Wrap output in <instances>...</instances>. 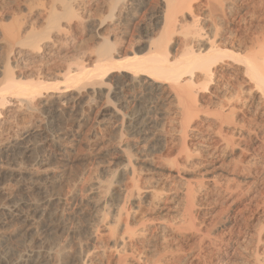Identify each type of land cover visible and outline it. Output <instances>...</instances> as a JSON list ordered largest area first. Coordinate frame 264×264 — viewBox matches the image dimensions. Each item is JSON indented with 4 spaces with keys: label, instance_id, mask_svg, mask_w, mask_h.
Wrapping results in <instances>:
<instances>
[{
    "label": "rangeland",
    "instance_id": "1",
    "mask_svg": "<svg viewBox=\"0 0 264 264\" xmlns=\"http://www.w3.org/2000/svg\"><path fill=\"white\" fill-rule=\"evenodd\" d=\"M27 1L30 0H0V22L4 24L6 33L7 29L11 30L17 24V20H23L26 17ZM35 1L38 4L36 8L41 7L44 3V5L51 4V0ZM108 1L110 0H86V3L80 4V13L85 12L84 15H91L88 18L85 17L84 20L87 21L81 25L82 27H77L76 21H73V30L68 38L70 40L66 41L69 43L64 44V48L66 47L64 55L71 51L72 47L74 48L72 53L80 52L81 55L94 53L95 55L96 48L101 42L97 35L106 32L107 25L99 29L98 24L108 15ZM207 5L206 0H196L193 3L191 14L192 16L196 15L200 21L208 25L210 23L208 19L210 7ZM163 6V0H135L133 3V13L135 14L133 15L131 12L128 19L130 24L121 25L119 31L122 32L118 31V33H126L127 40H130L132 36L142 39L139 47H144V40L157 38L160 34L163 26ZM246 9L251 13L257 8L246 7ZM249 13L245 14L248 31L241 30L240 36L232 33V30L237 26V22L233 18L235 15H239V12L236 14L228 12L227 15L231 18L227 16L228 19L219 20L222 24L220 30V36H223L222 40L225 41L228 48L233 49L236 53L244 54L249 52L250 47L256 48V44L254 45L256 37L254 36L258 34V28L264 30V10L260 9L254 12L255 15H249ZM102 16L103 18H101ZM187 19H190V16ZM94 21L96 23H93ZM106 22H110L109 18H106ZM33 24L36 30L45 27V22L37 15L33 19ZM2 30L0 28V82L3 80L2 72L6 66L5 63H7L5 57L7 49ZM256 30L257 32H255ZM115 36L113 34L111 38L114 39ZM181 39V37H173L170 43L172 53L177 54L181 51ZM73 55L68 53L63 56V60L55 59L54 66L51 68H67L69 64L73 63L71 61H74L72 60ZM20 59L19 64L13 63L16 65L14 69L16 75L22 73L23 76L19 78L23 80L35 78L39 72V63L31 55H23ZM47 68L44 71L50 75V70H54V68L49 69L48 72ZM219 71L220 74L218 73L212 81L214 84L206 83L204 87L199 86V88L198 85L203 82L200 80L197 87L195 86L194 91L197 94L195 101L200 114L196 113L197 116L195 114L193 122L191 121L189 124L188 137L186 138L188 150L183 148L178 105L166 99L167 94L163 95L164 99L157 107H153L154 110L149 109L148 116H142L147 120L146 127L149 131L148 136H142V141L145 142L142 143L144 148L138 154L149 162L142 166L146 170L138 173L137 178L144 203L126 197L125 204L130 214L134 211V214L132 213L134 217L131 214L129 219L131 224L138 230L146 229L147 239L144 241L142 238L141 240L144 247L137 246L138 249L140 246L142 248L143 254H140L142 259L139 258L140 255L137 256L141 261L136 258V262L134 259L126 264H146V262L154 264L155 259L159 257L163 258L160 263L156 262L157 264H215L217 259L225 255L219 254L211 245L207 244L208 237L202 235L206 234L216 222L223 203L227 200L233 201V198L238 195L237 192L231 194L232 192L227 191L225 193L226 186L234 185L235 177L237 179L246 177L245 183H241L244 186L248 181L258 178L259 181L261 180L260 187L264 190V97L260 95L254 83L247 77L242 64L225 58L220 64ZM142 79L141 83H144L145 86L152 82L146 77ZM208 84L209 86H207ZM124 94H113L112 103L106 102L102 98L90 110L84 111L85 119H81L80 112L82 108H85L88 97L85 93L78 95L77 91H72L67 97L72 101L73 97H77L74 99L77 100V106L74 108L69 106L70 104L64 106L54 98L49 101L48 105L39 108L37 112L32 113L25 106L17 112L15 122L18 127L20 125V128H25L27 137L25 135V137H21L19 141L23 146L17 147L15 154L5 155L0 160V256H9L11 259L13 257L12 260L20 259V261L26 258L23 259L26 261L36 259V256L43 254V264H57V261L58 264H61L59 260L55 262L54 251L62 245L67 252L70 251L69 256L72 253L71 258L67 257V264H78L74 258H77L82 252L83 256L89 253L88 260L91 262L88 261V264L89 262L90 264H106L108 260L109 264L110 261L112 264L116 263L118 252L115 251L119 249H114L116 247L112 245L111 235L107 234L104 227L100 225V221L103 219H100L95 211L92 213L94 204H90L89 210H85L84 213H79L80 210H77L76 206V211L73 209L64 210L65 218L58 224L49 218V206H46L51 196L54 198L71 192L72 188L76 186L79 196L86 202L89 201V198L94 196L93 191L97 187V182L106 185L110 179L114 178L115 172L125 165L126 156L118 147V130L121 120L120 116L114 113V108L120 109V112L129 110L125 102L128 100ZM222 110L225 112L223 113L225 115L223 122L226 123L221 126ZM226 114H228V118L230 117L229 120H225ZM142 138L133 137L126 140L134 143L141 141ZM33 147H37V149H32ZM187 152L192 154L189 160L186 158ZM40 158L45 159L44 165L49 168L51 173L53 172L58 180L63 179L56 187L52 186L53 174L40 173L33 176L34 171L41 163ZM175 161H178L180 165L177 164V166L178 162L175 163ZM233 169L235 172L238 171L235 173ZM115 179L120 181L122 186L131 187V174H118ZM187 182H191L195 190V212L198 216L196 223L199 225L197 226L199 232L198 229L196 231V229L185 228L186 224L183 223L184 189ZM221 190L223 191L221 192ZM104 195V193L101 194V198H105ZM154 195L160 198L159 202L150 206L145 200ZM106 198L110 208H112L111 206L114 208L119 202L117 198L115 199L109 194L106 195ZM223 200L225 201L223 202ZM54 206H52L53 211L56 210V205ZM260 214L257 215L254 224L261 222ZM110 218L109 214L107 220ZM122 218L125 221L126 214ZM181 222L182 228L189 230L185 231L180 228ZM152 223L155 225L153 226ZM168 223H172V227ZM158 224L159 226L165 225L167 228L160 229ZM155 226L158 228L155 229ZM189 226L191 227V225ZM176 227L181 230H177ZM200 237L205 238V242H202ZM177 248L182 249L178 252L179 257L169 259L171 249L178 251ZM89 250H92L91 254ZM163 251L168 253L162 254ZM197 252L204 253L205 257H197ZM138 254L136 253V255ZM71 259L74 261L72 262ZM145 260L147 261L145 262Z\"/></svg>",
    "mask_w": 264,
    "mask_h": 264
},
{
    "label": "bare ground",
    "instance_id": "2",
    "mask_svg": "<svg viewBox=\"0 0 264 264\" xmlns=\"http://www.w3.org/2000/svg\"><path fill=\"white\" fill-rule=\"evenodd\" d=\"M134 1L135 0H110L108 1L109 3L106 2L108 3V15L100 20L98 24L99 29L104 28V26L107 25L105 29L106 32H97V36L100 37L101 42L96 48L95 55L93 52V54L83 55H81L80 52L72 53V49H74L72 47L71 51H68L65 55L68 53L70 55L74 54V58H72L74 61L70 60L73 63H68L69 65L67 68L65 67V69H55V67H53L54 70H50V75L45 73V69L48 67L47 72L49 69H53L51 66H54L53 63H55V59L61 58L63 60V56H65L63 52L66 48H64V46L69 43H66V41L70 40L68 38L73 30V21H76L77 27L85 24L87 21L84 20L87 16L84 15L85 12L81 14V11L79 10L81 9L80 4L86 3V0H80V3L79 0H51L50 5H44V3L38 8H36L38 5L36 4V1L30 0L27 1L26 5V17L23 18V20H17V24H13L14 27L11 30L7 29V33L5 32L4 24L0 22V28L3 29L2 32L4 31L5 37L3 38L7 49V53H5L7 56L4 55L7 63H5L6 66L2 72L3 80L0 82V160L5 155L10 156L11 154H15L17 147L23 146L22 142L20 144L19 140L25 135V128H20V125L19 127L17 126L15 117L17 112L24 106L27 107L26 109L29 108L31 112L34 113L39 111V108H42V106L48 105L51 99L56 98L62 105L67 106L70 104L69 106L74 108L77 106V100H74L77 99V97H73V101L71 99L69 100L67 97L72 91H77L78 95L85 93L88 97L85 103V108H82V111L80 112L81 119H83L84 111L86 109L90 110L93 105L97 104L102 98H104L106 102L112 103L113 94L125 93L124 95L127 97L128 101L125 102L127 103L126 107L129 109L128 111L120 112V109L114 108V113L116 115L118 114L121 120V125L118 130V147L126 156L125 165L117 171L115 170L114 178L112 177L113 179H110L106 185L97 182V187H95V191H93L94 196L90 197L89 201L87 200L86 202V200L79 196V191L76 189V186L72 188L71 192L54 198L51 196L50 199H48V205L46 206H49V218L58 224L63 222L65 218L64 210H75L78 208L77 210H80L79 213H84L85 210L90 207V204H94L92 213L95 211V214L98 215L100 219H103L100 221V225L104 227L107 234L109 233L111 235V240H113L112 245L116 248L112 247L115 250L119 249L115 251L118 252V255L116 254L117 261L115 264H126L134 259L136 262V258H138L137 256L143 254L141 246V249H138L137 246H143V244H141L142 238L144 241L147 239L145 234L146 229H142L141 231L135 226L133 227V224H131L132 222L129 219L134 211L130 214L129 209L125 204L126 197L143 202L140 195L141 187H139V180L137 178L138 173L140 174V172L146 170L144 167L142 168V166L149 164V162L145 157H141L138 154H140L144 148L142 143L145 142L142 141V136H148L149 131L146 127L148 124L147 120L142 118V116H148L149 109L154 110L155 108L153 107H157L160 102L163 101V95L167 94L166 99H169L178 105L177 107L181 116L183 148L188 150L189 146L187 145L186 138L188 137L187 133L189 130L188 128L190 127L189 124L191 121L193 122L196 113L200 114L195 101V96L197 95L194 91V89H196L195 86L197 87L200 80H203L204 82L200 84L204 85L201 86L199 84L198 87H204L206 83L211 84L215 76H217L218 73L220 74L219 67L225 58L227 60L231 59L233 62L235 60L238 64H242L245 74L248 75L247 77H249L254 83V86L259 90L260 95L264 97L263 28L260 30L258 28L259 32H257V30L255 31L258 33L254 36L256 37V43H254V45L256 44V48L250 47L251 51L248 49L249 52L241 54L228 48L225 41L222 40L221 37L223 36H220L222 24L219 22V20L227 18L228 12H235V14L236 12H239L240 14L237 16L235 15L233 18V20L237 22V26L232 30V33L239 35L241 30H247L245 16L247 15L246 13H249V10L246 11V7L264 10V0H206L208 4L207 6L210 7L208 15L210 23L208 25L200 21L196 15L192 16L191 14L193 3L196 0H163V26L160 34L157 38L144 40V47H139L142 39H137L138 37L133 38L132 36V39L130 38V40H127L125 38L126 33H118L121 25L126 24L127 26V23H129L128 19L130 13H133ZM256 10L249 13V15H255L254 12L258 11ZM134 14L135 13H133V15ZM36 15L45 22V27L41 30H36L34 28L33 19ZM90 15L91 14H89V16ZM89 16H87V18ZM103 16L101 18H103ZM188 16H190V19H187ZM106 18H109V23L106 22ZM228 18L231 17L228 16ZM93 23L96 22L94 21ZM113 34L114 36L117 34L114 39L111 38ZM174 36L182 38V41H180L182 49H180L181 51L179 53L177 52V54L172 53L170 50V43ZM23 55H31L35 58L36 62L39 63V72L37 71L38 74L37 76L35 75V78L23 80L22 78H19L23 76L22 73L17 76L14 72L16 65L13 63L19 64V59L22 58ZM58 64L61 66L60 63ZM143 77L150 79L152 82L145 86L144 83H141ZM209 84L207 86H209ZM223 113L225 112L223 111L221 116L219 114L220 119L222 120L221 126L223 123H226L223 122L225 117ZM226 116L227 118L225 120H229L230 117L228 118V114H226ZM133 137L142 139L141 141H136L134 143L126 140ZM32 149L36 150L37 147H33ZM191 156L192 154L190 153L186 154L187 160L191 159ZM40 161L41 165L39 164V167L34 171L35 174L33 173V176H37L40 173L53 174V172L51 173L49 168L44 165L45 159L40 158ZM176 162L178 161H175V163ZM177 164L180 165L179 162L176 163V165ZM238 168L240 169V167ZM233 171L235 172V169H233ZM118 174H131V187L122 186L121 182L115 179ZM52 178H54L52 179L53 181L51 180L53 187H56L58 183L63 180L62 178L61 180H58L55 175ZM235 178L233 179L235 182L234 185L232 184L233 186H229L228 184L225 193L227 191L230 193L232 192L231 194L237 192V197L233 198V201L223 200L225 203L221 206V211L216 218V222L213 224L212 228L208 229V232L206 231V234L201 235L206 238L208 237L207 244L211 245L214 250L219 254L225 255L217 259L215 264H264V190L260 187L261 180L259 181L258 178H254L252 181H246L247 183L244 186L241 185V183L246 180V177L242 179ZM223 190H221V192ZM184 191L185 202L183 209L184 220L182 219L183 223L184 225L186 224L185 228H189L190 230L196 229V231L198 229L199 232V228H197L199 225L196 223L198 216L197 212H195L196 201L193 184L187 182ZM103 193L105 194V198H101V194ZM108 194L115 199L117 198L119 201L114 208L113 206H111L112 208L108 207V199L106 198V195ZM158 199L160 198L157 195H154L150 197V199H146L145 202L151 206V204L155 205V202H159ZM54 205H56L55 211L52 210V206ZM30 208L32 209L34 207ZM109 214L111 218L107 220ZM125 214L127 219L124 221L122 217ZM259 214L262 216V220L260 223L257 222L254 224V221ZM151 222L153 221L151 220ZM159 224L158 227H160V229L167 228V226L163 224V226H159ZM171 224L170 226L172 227ZM188 224L191 225V227ZM141 225L143 226V223H141ZM154 225L155 224H153V226ZM182 226L183 224L181 222V226L179 227L182 228ZM143 227L145 228V226ZM156 227L157 226H155V229L158 228ZM176 228L177 230L180 229H178V227ZM203 237L200 238L202 239V242H205V238L203 239ZM65 249L66 248H63L61 245L58 250L54 251L55 257H53L55 258V262L56 260H59L61 264H64L65 262L67 264V257L71 258L72 253L71 256H69L70 251L67 252ZM51 250L53 251V249ZM180 250H169V259H177L176 257H179L178 252H180ZM90 251L92 250H89V252ZM139 251L141 252L139 253ZM167 251L166 253L163 251L164 253L162 252V254H167ZM82 253L81 255H78L77 258L74 256V260L76 259L78 264H88V261H90L88 260L89 253L85 254L86 256H83L84 253ZM136 253L139 254L136 255ZM49 254L51 256L50 252ZM203 254L198 253L196 256L199 258L205 257ZM36 257V259H28L26 261L23 260L26 258H23L20 261V259L12 260L13 257L11 259L9 256H0V264H43V254H39ZM141 257L142 256L140 255L139 258ZM139 258L138 260L141 261L142 258ZM162 258L159 257L158 259L160 260L154 258L156 260L154 261V264H157L156 262L158 261V263H160ZM68 260L70 259L68 258ZM147 260H145V262ZM22 261L24 262L21 263ZM108 261L106 264H109ZM56 263L58 264V261ZM110 264H112L111 261Z\"/></svg>",
    "mask_w": 264,
    "mask_h": 264
}]
</instances>
